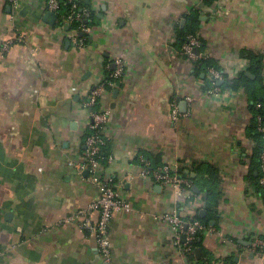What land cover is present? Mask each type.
<instances>
[{"label":"crops","instance_id":"1","mask_svg":"<svg viewBox=\"0 0 264 264\" xmlns=\"http://www.w3.org/2000/svg\"><path fill=\"white\" fill-rule=\"evenodd\" d=\"M68 1L89 6L98 18L87 27L84 47L67 25H56L57 16L52 24L44 20L46 0H21L16 10L0 0V45L12 42L0 51V264H105L97 240L62 220L98 197L89 169L76 167L89 115L81 103L106 62L113 68L118 57L126 72L105 99L110 156L102 174L128 208L110 221L108 264H199L204 256L207 264H264L252 249L264 236V202L249 180V99L243 90L217 97L204 91V76H193L175 31L197 13L199 57L234 77L249 68L242 51H252L264 68V0H212L224 7L216 19L207 0ZM145 154L155 167L175 164L201 182L207 174L193 167L216 169L217 220L195 247L199 258L182 250L183 235L174 245L162 215L195 219L205 193L191 183L199 193L191 188L192 196L182 199L173 187L143 177Z\"/></svg>","mask_w":264,"mask_h":264},{"label":"built area","instance_id":"2","mask_svg":"<svg viewBox=\"0 0 264 264\" xmlns=\"http://www.w3.org/2000/svg\"><path fill=\"white\" fill-rule=\"evenodd\" d=\"M13 9L20 7L21 0H5ZM209 17L216 19L224 12V7L221 3H210ZM76 3L71 5V13L64 21L70 22L72 19L79 18L75 14ZM46 8L48 11L57 15L58 2L57 0H46ZM88 12L83 11V16H87ZM61 29L62 26H59ZM79 33L83 36L88 34L89 29L85 26L79 28ZM71 38L80 47L85 46V37H79L76 31L71 33ZM11 41H3L0 45V51L7 52L11 46ZM200 47V41L197 34H191L186 37V42L181 47V54L190 61L199 59V55L195 50ZM113 72L110 77L116 81H104V76L97 77L95 82L89 84L88 89L84 92L81 106L85 110H89L86 134L84 137L85 151L83 155V162L77 164L78 168H86L91 172V179L98 187V197L94 199L86 208L74 211L66 216L62 222L74 223L77 228L92 235L98 243L100 257L105 264L110 263L111 240L109 235V224L116 212L126 210L128 204L117 193L113 180L106 174H102V166L96 159L101 147L108 139V123L110 117V109L105 104L106 96L110 93L106 90L105 85L115 88L118 83L123 82L125 77L126 67L123 59L118 57L113 62ZM208 73L212 76L214 81L218 82L222 79V73L212 67L208 69ZM209 94L220 96L221 90L215 85L208 90ZM190 101V99H189ZM256 107H260L258 103ZM178 108L174 102L171 103V115L177 116ZM258 130L263 134L264 139V124L260 117H257ZM261 165L260 171L264 173V150L260 156ZM141 174L143 177L150 178L153 182L164 186H170L176 189L177 194L186 199L192 196L191 182L187 177L178 175L175 164L164 163L157 167H151L150 163L141 158ZM72 164V163H70ZM260 183L264 185V176L260 179ZM251 190V188H249ZM164 222L168 223L173 231V243L180 246V236L185 237L182 250L190 254L191 244L195 239L196 234L203 233L206 229L198 220L192 219L184 221L174 214L162 215ZM253 252L264 257V240L256 237L252 243Z\"/></svg>","mask_w":264,"mask_h":264},{"label":"trees","instance_id":"3","mask_svg":"<svg viewBox=\"0 0 264 264\" xmlns=\"http://www.w3.org/2000/svg\"><path fill=\"white\" fill-rule=\"evenodd\" d=\"M208 4L212 3V0L206 1ZM73 2L68 0H58V12L56 25L57 26H68L69 31H76L79 37H85V43H88V36H82L79 32V28L81 26H85L88 28H92L98 24V18L96 14L90 9L89 6H84L81 3L76 2L75 14L79 16V18L72 19L70 22H64L67 17L71 13V5ZM75 3V2H74ZM83 11H87L88 15L83 16ZM200 25V18L197 13H191V15L186 17V22L183 26L177 25L175 27V31L177 34V50L181 52L182 45L186 42V37L191 34H196ZM203 47V42H201V48ZM242 56L249 60V68L248 71L254 76V78H250L245 76V72H240L234 77H230L225 73L221 67L211 58L200 57L196 61H190L192 67V74L195 78H200L201 75L204 76L203 79V90L206 91L210 89L211 86L215 85L217 82L214 81L212 76L208 73V69L210 67L220 71L222 73V81L219 89L221 91L231 90H243L247 95L250 103V110L253 114L252 122L247 129L248 136L253 141V148L251 150L249 156V180L252 183L255 194L260 197V199L264 202V185L260 183V179L264 176V173L260 171L261 160L260 156L264 150V139L263 134L258 130L257 117H260L261 122L264 124V68L262 62V56L254 53L252 51H242ZM113 72V68L111 67V62H106V69L104 71V81H116L110 77ZM117 82V81H116ZM120 83H118L119 85ZM106 90L112 92L114 88L105 85ZM260 104V107H256L257 104ZM91 133V132H90ZM87 133V134H90ZM85 134V135H87ZM110 146L108 141L101 147L99 154L96 159L100 162L102 167H105L107 164V160L110 156ZM144 160L148 161L151 167H155L152 164V159L150 155L145 154L143 157ZM157 167V166H156ZM193 172L196 174H200L202 170L207 174L208 179L201 182L200 177L196 176L191 178L189 174H184L182 171H178V175L182 177H187L192 185H197L199 189L205 193L204 197V217H201L199 213L195 214V219L198 220L206 229L210 228V222H215L217 220L218 214V206L219 200L221 198V194L218 188L217 181V171L211 165H204L201 168L193 167ZM192 188V187H191ZM203 233H198L195 236L194 241L191 244L192 250L190 254H188L189 259H194V248L200 246V242L198 239H202ZM264 240V236H259ZM207 257H200L198 260L199 264H207Z\"/></svg>","mask_w":264,"mask_h":264},{"label":"water","instance_id":"4","mask_svg":"<svg viewBox=\"0 0 264 264\" xmlns=\"http://www.w3.org/2000/svg\"><path fill=\"white\" fill-rule=\"evenodd\" d=\"M57 1H58V0H57ZM55 17H56V14H55V13L50 12V11H47V12L45 13L44 20H45L47 23L52 24V23L54 22V20H55ZM183 23H184V21H181V24H183ZM197 52H198V51L195 50V53H197ZM244 74H245V76H247V77L254 78V76H253L249 71H245ZM202 77H203V75H202ZM221 83H222V81H218V82L216 83V86H219ZM192 191H194V192L197 193V194L199 193V190L197 189V187H193V188H192ZM199 215H200L201 217H204V215H205V211H204V210H201V211L199 212ZM181 240H182V241H185V237L182 236ZM198 242H200L199 239H198ZM194 254H195V256H196L197 258H199V257L201 256V249H200V248H195V249H194Z\"/></svg>","mask_w":264,"mask_h":264}]
</instances>
